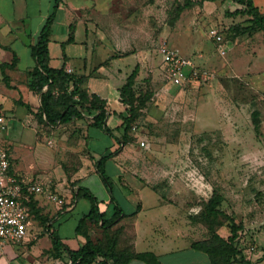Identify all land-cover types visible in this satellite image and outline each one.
<instances>
[{"label":"rangeland","instance_id":"rangeland-1","mask_svg":"<svg viewBox=\"0 0 264 264\" xmlns=\"http://www.w3.org/2000/svg\"><path fill=\"white\" fill-rule=\"evenodd\" d=\"M187 1L192 4L184 7ZM253 2L264 12V0ZM109 3L110 19L117 14L126 24L127 17L134 16L132 20L128 18L135 30L133 51L140 54L125 59L130 60L131 70L140 61L136 87L152 92L132 123L128 137L124 139L114 130L119 138L116 147L120 155L115 163L109 160L105 170L115 201L126 212L136 209L135 204L130 207V202L115 192L118 186L132 189L142 203L138 206L139 220L161 218L168 211L172 217L194 223L193 217L198 216L203 202L215 190L223 197L220 208L243 225L239 233L247 226L264 230V31L238 33L235 27L247 25V17L230 15L238 7L231 1L108 0ZM211 29L219 31L222 44L209 36ZM83 33L81 25L77 40ZM162 43L208 69L211 79L181 87L169 83L158 52ZM221 48L224 54L220 53ZM93 51L94 61H102L97 69L104 72L116 66L109 59L113 48L106 41ZM64 134L68 138L65 142L73 150L67 170L72 171L83 162L92 164V151L83 143L85 133L68 126ZM33 147L27 150L24 162L27 167L46 172L58 170L60 146L50 148L42 139ZM114 164L122 168L118 180ZM100 178L93 171L81 184L103 205L110 193L105 192ZM76 184V180L69 181L67 186L73 189ZM162 202L166 205H159ZM88 207L87 201L81 199L77 209L62 217V231L70 232ZM199 226L198 235L205 237L206 229ZM54 227L53 224L51 232ZM159 227L182 228L185 232V226L179 222ZM34 228L31 225L30 231ZM217 230L222 234L229 232L225 225ZM97 234L98 230L91 231L92 237ZM50 245L52 237L46 231L30 244V253L39 255L41 248Z\"/></svg>","mask_w":264,"mask_h":264},{"label":"crops","instance_id":"crops-1","mask_svg":"<svg viewBox=\"0 0 264 264\" xmlns=\"http://www.w3.org/2000/svg\"><path fill=\"white\" fill-rule=\"evenodd\" d=\"M111 7L108 0H61L54 13L48 42L49 65L53 68H60L64 65L65 69L71 73L86 76L83 87L89 93H96L105 99L110 110L124 113L126 107L119 100L118 88L132 71L129 68L130 60L125 57L139 55L140 52L133 51L135 30L129 21L134 16L131 18L128 16L126 24L123 22L125 20L120 19L117 14L114 19L112 17L110 19L108 9ZM53 12L54 0H0V111L7 124L2 132L0 143L8 155L9 173L25 180L42 181L62 196L63 204H65V206L58 205L48 200L43 194L36 195L39 216L48 220L41 221L35 216L31 224L35 228L30 231L31 225L29 226L28 236L22 243L0 245V264H72L68 254L64 251L60 257H54L52 245L41 248L40 254L36 256L30 253L29 246L44 232L47 231L51 235L53 224L55 231L52 232L59 235L64 247L75 250L84 243L85 238L75 234V227L79 218L87 211L78 217L73 229L67 233L62 231V217L77 209L79 201L83 199H74L73 193L78 186H83L81 181L86 178V175L96 171L94 162L101 155L118 149L114 138L100 130L88 127L83 120L52 126L40 120L36 115L39 96L34 94L28 86V71L35 65L32 46L47 17ZM71 25L74 27V40L68 42ZM81 25L84 32L83 37L77 40L76 34ZM103 41L113 48L109 59L116 65L112 70L104 72L102 68L97 69L102 61L99 63L94 61L93 51V48L102 45ZM51 49H54L53 54ZM135 65H140V61H137ZM6 80L8 85L4 83ZM120 122V119L115 116H109L107 119V124L112 128H116ZM68 126L80 128L85 133L86 139L83 143L89 145L93 156L90 161L92 164H88L89 166L83 162L80 166L75 165L72 171L67 170L70 153L73 151L65 142L68 138L64 131ZM113 134L117 137L116 131ZM42 139L50 148L60 146L62 157L58 162V170L46 172L24 164L27 150H33L36 141ZM49 141L51 143H48ZM119 155L117 151L114 156L107 159L105 167L109 160L115 163ZM115 168V178L118 180L122 168L117 165ZM75 180L77 184L73 189H69L68 182ZM102 184L105 192L109 194L105 184L103 182ZM115 192L122 199L130 202V207L134 204L137 206L130 212L122 208L126 215L118 222V225L124 227L136 252H152L162 264H211L205 252L192 247L194 241L203 238L198 235V229H200L198 224L184 220L183 217H172L167 213L168 211L162 213L161 218L146 217L139 220L138 206L141 207L142 203L139 197H135V192L132 189L128 191L121 186L116 187ZM129 196L132 201L129 200ZM110 197L111 194L107 196L103 205L98 203L100 211H111ZM159 205L165 206L166 204L162 202ZM177 222L185 226V232L182 228L159 227L161 224L173 225ZM38 226H42L43 229L39 230ZM218 233L224 238L229 235V232L222 234L218 231ZM240 234L239 248L244 261L231 264H264V230L247 226ZM91 264L102 263L97 260ZM129 264L147 263L132 259Z\"/></svg>","mask_w":264,"mask_h":264},{"label":"trees","instance_id":"trees-1","mask_svg":"<svg viewBox=\"0 0 264 264\" xmlns=\"http://www.w3.org/2000/svg\"><path fill=\"white\" fill-rule=\"evenodd\" d=\"M220 1H231L238 5L235 10L229 13L230 15L247 17V25L235 27L238 33L264 31V12L258 9L253 0ZM60 2L61 0H54V12L47 17L32 46V57L35 65L28 71V86L34 94L39 96V107L36 115L40 120L52 126L83 120L88 127L100 130L116 141L119 138L113 134V129H116L126 139L132 123L141 114L140 109L150 99L152 92L149 88L142 90L136 87L138 65H135L118 88L119 100L126 107L124 113H119L110 110L105 99L96 93H89L83 87L86 76L67 72L64 65L60 68L51 67L49 65L48 42L54 13ZM190 4L192 2L187 1L184 7ZM73 40L74 27L71 25L67 41L72 42ZM145 81L147 82V80ZM5 83L8 85L7 80ZM109 116L120 119L121 122L116 128L107 124ZM117 151L118 149L103 154L94 162L96 172L111 194L109 202L111 211H100L98 199L91 191L85 186H78L73 193V198L85 199L89 208L79 218L75 227V234L82 235L85 241L77 249L72 250L63 246L61 238L56 232H51L54 257H60L64 251L68 254L72 264H91L97 260H100L102 264H129L132 259H139L147 264H162L152 252H136L124 227L118 225L119 220L126 214L112 196L111 180L105 170L106 160L114 156ZM222 200V195L214 190L210 197L203 202L202 211L198 216L193 217L196 220L194 223L202 225L206 229L207 235L194 241L192 247L205 252L211 264H231L244 261L239 248L241 235L239 231L243 225L234 222L232 217L220 208ZM29 207L32 219L36 216L41 221L48 220L41 215L39 216L34 196L31 197ZM223 225L229 228V235L226 238L222 237L217 230ZM93 229L99 231V234L94 237L90 234Z\"/></svg>","mask_w":264,"mask_h":264},{"label":"built area","instance_id":"built-area-1","mask_svg":"<svg viewBox=\"0 0 264 264\" xmlns=\"http://www.w3.org/2000/svg\"><path fill=\"white\" fill-rule=\"evenodd\" d=\"M209 36L217 44L223 38L218 30L211 29ZM164 77L175 86H191L211 79V72L199 67L191 57L182 55L176 48L162 43L158 49ZM224 49L220 53L224 54ZM67 72H70L68 69ZM6 120L0 111V138L6 129ZM48 143H51L49 141ZM43 194L48 200L62 205L64 199L40 180H25L9 173V160L0 143V245L22 243L32 224L29 203L32 196Z\"/></svg>","mask_w":264,"mask_h":264}]
</instances>
